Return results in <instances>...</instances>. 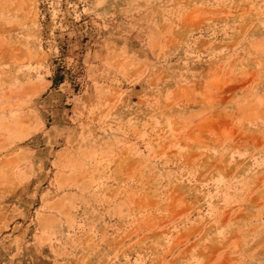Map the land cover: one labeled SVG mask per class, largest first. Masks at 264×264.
Returning a JSON list of instances; mask_svg holds the SVG:
<instances>
[{
    "label": "rangeland",
    "instance_id": "374dc122",
    "mask_svg": "<svg viewBox=\"0 0 264 264\" xmlns=\"http://www.w3.org/2000/svg\"><path fill=\"white\" fill-rule=\"evenodd\" d=\"M0 264H264V0H0Z\"/></svg>",
    "mask_w": 264,
    "mask_h": 264
}]
</instances>
